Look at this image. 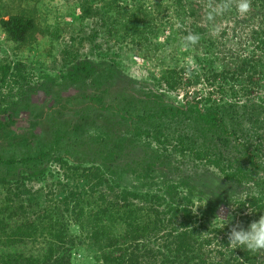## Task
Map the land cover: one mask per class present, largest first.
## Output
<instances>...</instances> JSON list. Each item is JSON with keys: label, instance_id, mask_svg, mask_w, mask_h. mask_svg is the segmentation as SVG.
<instances>
[{"label": "rangeland", "instance_id": "rangeland-1", "mask_svg": "<svg viewBox=\"0 0 264 264\" xmlns=\"http://www.w3.org/2000/svg\"><path fill=\"white\" fill-rule=\"evenodd\" d=\"M90 1L0 0V21L21 15L35 22L24 42L0 28V207L10 189L14 198L50 205L75 192L63 210L75 264H106L90 235L100 226L120 229L97 221L95 212L109 206L124 217L116 205L124 190L163 194L164 210L199 207L193 225L205 223L208 236L221 226V208L231 214L224 232L242 216H261L249 206L264 179V69L252 80L251 69H236L264 65L262 0H251L244 14L239 0H186L195 15L178 17L171 8L162 18L156 4L173 0H122L126 15L113 17L96 11L113 0H93L94 13L84 17ZM168 69L176 88L162 77ZM210 106L223 111L235 134L197 120L196 110ZM91 167L103 168L102 184L88 176ZM169 185L177 190L172 204ZM46 248L40 239L24 250Z\"/></svg>", "mask_w": 264, "mask_h": 264}, {"label": "trees", "instance_id": "trees-1", "mask_svg": "<svg viewBox=\"0 0 264 264\" xmlns=\"http://www.w3.org/2000/svg\"><path fill=\"white\" fill-rule=\"evenodd\" d=\"M121 1L113 0V2L105 4L104 8H97L96 11L99 15L106 12L107 15L112 17L113 12L119 14L118 11L126 15L127 12H124V10L128 11V8L122 6ZM173 1V5L164 4V2L157 3L155 12H158L156 17L162 18L165 15L164 13L171 8L173 14L178 17L185 16V11L188 15L196 14V9L186 7V0ZM262 4L264 5V0H262ZM137 8L139 11H147L144 4H140ZM94 11L93 0L85 3L84 17L91 15ZM133 16L137 17L136 14H133ZM102 18V26L107 25L108 16L104 15ZM137 21L140 22V20ZM153 25L156 29L159 24L147 23L146 27ZM34 26L35 22L32 18L21 15L4 17L0 21V28L10 38L18 42H24ZM204 61L207 64L212 63L205 56ZM82 68H85V66ZM82 68L76 67L75 74ZM250 69V80H252L255 77L254 75L263 72L264 65L259 66L255 63L247 68L245 63V66H240L236 71L244 74ZM7 72L8 69L3 68L2 80L6 78ZM170 73L172 71L168 69L162 77L165 81L167 80L171 88H176L175 76ZM221 73L217 69L215 76L219 77ZM197 103L199 104L200 101ZM168 110L179 111L180 107L163 108V112ZM196 111L197 120L200 122L208 125L218 123L227 134H235V131L227 129L223 111L219 108L210 106L206 109L199 108ZM9 114L12 120L15 121L14 114L12 112H9ZM146 117L140 115L139 118L145 121ZM6 126L5 131L9 132V125ZM137 129L141 130L140 127H137ZM141 132L148 133L146 130ZM157 140L160 141L159 138ZM197 155L201 157L202 154ZM202 156L207 157V155ZM208 159L211 163L219 164L217 160L210 157ZM69 168L72 170L71 166ZM102 169L91 167L90 172L87 169L88 176H92L97 185L102 184L104 181L101 174ZM234 175L236 173L231 174L232 177ZM257 184L261 187L262 195H252L250 204L253 209H256L262 215L264 214V179L257 180ZM165 191L171 195L172 204L174 200L172 198L177 194L175 185H169ZM12 193L10 189L5 198L8 200L7 204L0 207V264H75L71 259V250L66 246L69 243L68 224L63 213V210H69L75 192L71 191L69 194L64 195L54 205L43 204L39 200L32 199L28 202L20 198H14ZM102 196L101 199L104 200L105 196L104 198ZM118 197L119 203L114 204L119 208H125L124 213L126 215L124 217L119 218L118 215H115L114 208L110 210L109 206H106V208L95 212V219L102 223H113L114 226L120 229V232L116 231V233L100 226L101 229L100 227L95 228V232L90 235L93 246L100 254L97 257L102 256L106 264H264V258L261 261L258 260L259 254H252L244 248L232 249L229 247L228 232H224L221 227H213L214 236H208L205 231L207 230L205 223L199 226L193 225L197 216L189 208L172 205L167 210L159 208L165 199L163 194L124 190ZM60 202L62 204H59ZM79 204L80 202L77 203L76 207ZM75 210L76 208L73 215ZM169 213H172L170 217L168 216ZM79 215L77 214L76 217L78 218ZM146 216L148 217L145 218ZM259 216L245 215L241 217L239 222L247 228L253 220L259 219ZM118 219L123 220V224ZM40 239L45 241L47 245L46 252H40V254L24 250L29 242H36Z\"/></svg>", "mask_w": 264, "mask_h": 264}, {"label": "clouds", "instance_id": "clouds-1", "mask_svg": "<svg viewBox=\"0 0 264 264\" xmlns=\"http://www.w3.org/2000/svg\"><path fill=\"white\" fill-rule=\"evenodd\" d=\"M230 7V3H225L224 8L227 10ZM237 9L241 14L247 13L251 9V0H239ZM188 39L195 43L198 37L190 35ZM207 203V201H206ZM205 203V204H206ZM199 208V207H198ZM197 208V209H198ZM197 209H192L196 212ZM255 211L251 206H249V213ZM224 209L221 208L220 214L217 215V219L221 220V229L231 219V214L226 217L223 215ZM229 240V247L244 248L252 254L264 255V215H261L258 220H253L247 228L243 227L241 222L237 221L232 225L230 231L227 234Z\"/></svg>", "mask_w": 264, "mask_h": 264}]
</instances>
